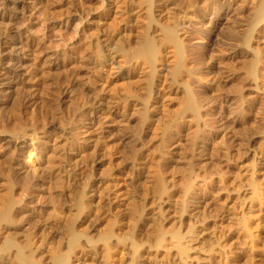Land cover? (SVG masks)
Here are the masks:
<instances>
[{"label": "rangeland", "instance_id": "obj_1", "mask_svg": "<svg viewBox=\"0 0 264 264\" xmlns=\"http://www.w3.org/2000/svg\"><path fill=\"white\" fill-rule=\"evenodd\" d=\"M263 6L9 1L0 209L10 190L15 208L0 248L9 240L34 264H264ZM149 36L156 70L130 56ZM15 253L0 264H20Z\"/></svg>", "mask_w": 264, "mask_h": 264}, {"label": "bare ground", "instance_id": "obj_2", "mask_svg": "<svg viewBox=\"0 0 264 264\" xmlns=\"http://www.w3.org/2000/svg\"><path fill=\"white\" fill-rule=\"evenodd\" d=\"M9 1H11V0H0V22H3V19H4V9L6 8L5 6L7 5V3L9 2ZM150 2V1H149ZM262 10V12H261V19L264 17V6L261 8ZM10 10V9H9ZM132 10V9H131ZM154 10V9H153ZM13 11V10H12ZM165 12V11H164ZM20 19V18H19ZM18 19V20H19ZM1 25V24H0ZM167 26V25H166ZM162 34H163V40H164V42L167 44V45H173V46H175L176 47V49L179 51V53H182V49H181V45L179 44L180 42H179V37H178V32L176 33V31H173V30H171V29H169V28H166V27H162ZM17 31V30H16ZM15 31V34L16 35H18L19 34V32L17 31L16 32ZM2 35H4V33H3V31H2V28L0 27V36H2ZM162 36V35H161ZM13 39H17V38H14L13 37ZM12 39V40H13ZM6 40V39H5ZM10 42V41H9ZM9 42H6V41H4L3 39H0V45L1 46H7L6 48L8 49V47L10 48L12 45H17L18 43H17V41L15 40V41H13L12 42V44H9ZM20 42V41H19ZM161 42H163L162 40H161ZM165 44V45H166ZM158 45L155 43V41H154V38L153 37H148L147 39H146V41L144 42V43H142V44H140L138 47H136L134 50H133V52L131 53V55L130 56H132V58H135V59H138V60H142L143 62H146V64H149L150 66H152V69L153 70H156L155 69V63H156V60H157V56L159 55V49H158V47H157ZM160 48V47H159ZM1 49H3V48H1ZM29 51V50H28ZM5 55V54H4ZM18 56V55H17ZM181 56H183V55H181ZM131 58V57H130ZM12 64H10L11 66H10V69H9V76L11 77V79L13 80L14 78H16L19 74H18V72L17 71H20V69H21V60L19 59V58H14L13 60H11L10 61ZM9 62V63H10ZM8 66H9V64H8ZM7 66V67H8ZM19 69V70H18ZM251 73H252V75H255V70L254 69H252V71H251ZM9 77V78H10ZM10 79V80H11ZM258 87V86H257ZM256 87V84L254 83V88H252V89H250V91H249V95H252V94H254V93H256V90L258 89ZM258 91V90H257ZM187 97V99L185 100L186 101V105H187V107H188V109H189V112H191L193 115H195V116H199V110H198V108H197V106H196V103H195V100H194V97H193V95L189 92V94H188V96H186ZM104 100H106V99H104ZM104 100H102V101H104ZM109 101H107V103H108ZM106 103V104H107ZM115 103V102H114ZM33 105V104H32ZM99 105H103V103H99L97 106H99ZM185 105V106H186ZM105 106L106 105H104V108H105ZM184 106V107H185ZM100 107V106H99ZM101 108V107H100ZM103 108V107H102ZM103 108V109H104ZM107 108V107H106ZM100 110V109H99ZM110 110V109H109ZM98 111V110H97ZM108 112V111H107ZM103 113V112H102ZM104 113H106V111L104 112ZM103 113V114H104ZM110 113V112H109ZM112 114H114L115 112L114 111H112L111 112ZM103 118V117H102ZM104 120H107V119H105L104 118ZM102 121V120H101ZM23 186V185H22ZM12 188V187H11ZM164 188V187H163ZM162 188V189H163ZM256 190H258V189H256ZM258 192V191H257ZM258 194V193H257ZM6 195V194H5ZM13 203H14V201H13V196H12V192H11V190L10 191H8L7 192V197H6V202H5V204H4V206L2 207V209H0V227L3 225V224H10V222L12 221V219H14V218H12V208H13ZM17 203V202H16ZM14 208H15V206H14ZM13 208V209H14ZM4 226V225H3ZM2 228V227H1ZM0 234H2V233H0ZM176 234V236H175V240L177 241V242H179L180 244V246H178L179 247V251L180 252H185V249L183 248L184 246H182V244H181V237H180V235H177L178 233H175ZM76 236H74V238H75ZM1 238V237H0ZM75 240V239H74ZM161 241V240H160ZM160 241H159V243H160ZM162 242V241H161ZM6 243V244H5ZM4 244V246H2L1 248H0V254L1 253H9L10 252V250H14V249H16V253H15V258L18 260V262L20 263V264H34L33 262H31V260H32V256L30 257V256H28V255H30V254H24L23 252H22V248L19 246V245H16V244H14L13 242H11V241H9L8 240V242L6 241ZM158 243V244H159ZM178 244V243H177ZM162 245V244H161ZM7 256H8V254H7ZM1 257H2V255H1ZM5 257V256H4ZM3 257V258H4ZM61 258V257H60ZM56 261V260H55ZM54 264H66L65 263V259L64 258H61V259H57V261L54 263Z\"/></svg>", "mask_w": 264, "mask_h": 264}]
</instances>
